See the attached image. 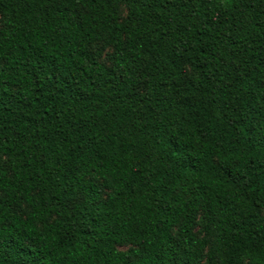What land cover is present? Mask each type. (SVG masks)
<instances>
[{"label":"trees","instance_id":"1","mask_svg":"<svg viewBox=\"0 0 264 264\" xmlns=\"http://www.w3.org/2000/svg\"><path fill=\"white\" fill-rule=\"evenodd\" d=\"M0 264H264V0H0Z\"/></svg>","mask_w":264,"mask_h":264},{"label":"rangeland","instance_id":"2","mask_svg":"<svg viewBox=\"0 0 264 264\" xmlns=\"http://www.w3.org/2000/svg\"><path fill=\"white\" fill-rule=\"evenodd\" d=\"M122 14H125V8L124 7H122ZM110 52V49L109 48H107V49H105V52L103 53V55H102V59L104 60V61H108L106 58H107V53H109ZM128 246L127 245H120V246H118V249H126Z\"/></svg>","mask_w":264,"mask_h":264}]
</instances>
